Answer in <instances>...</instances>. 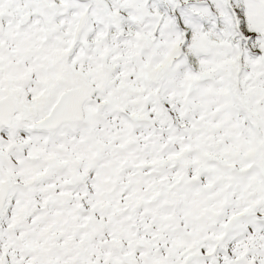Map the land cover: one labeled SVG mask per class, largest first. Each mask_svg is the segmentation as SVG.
<instances>
[{"label": "snow or ice", "instance_id": "6c2138e0", "mask_svg": "<svg viewBox=\"0 0 264 264\" xmlns=\"http://www.w3.org/2000/svg\"><path fill=\"white\" fill-rule=\"evenodd\" d=\"M0 264H264V0H0Z\"/></svg>", "mask_w": 264, "mask_h": 264}]
</instances>
